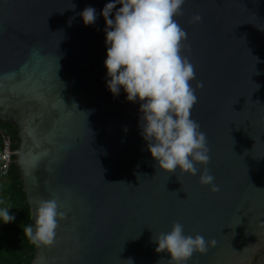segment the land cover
<instances>
[{
    "label": "water",
    "instance_id": "water-1",
    "mask_svg": "<svg viewBox=\"0 0 264 264\" xmlns=\"http://www.w3.org/2000/svg\"><path fill=\"white\" fill-rule=\"evenodd\" d=\"M107 2L0 0V121L14 131V176L29 224L42 200L66 213L29 264H167L152 237L173 222L215 241L187 264H264V0H185L175 17L191 84H203L191 118L207 136L216 193L199 172H160L139 103L107 89ZM89 6L97 20L86 26Z\"/></svg>",
    "mask_w": 264,
    "mask_h": 264
},
{
    "label": "clouds",
    "instance_id": "clouds-1",
    "mask_svg": "<svg viewBox=\"0 0 264 264\" xmlns=\"http://www.w3.org/2000/svg\"><path fill=\"white\" fill-rule=\"evenodd\" d=\"M184 3L109 0L104 5L99 15L105 22L106 87L114 97L123 89L126 101L139 103L141 136L160 172L172 175L179 170V176H196L199 172L198 183L216 193L219 186L213 183L214 176L207 168V136L191 118L198 101L195 91L203 84L198 82L193 88L194 66L181 54L187 32L175 17L183 14ZM79 15L86 26L96 23L93 7H86ZM201 19L197 14L192 22ZM120 182L125 183H115ZM9 210L0 208V220L5 224L15 220ZM65 216L55 199L42 200L34 213V223L24 226L23 234L37 247H50L56 241L58 222ZM152 240L157 253L166 252L170 257L167 264H187L194 254H206L215 245L214 240L202 235H186L180 222H173L168 232L158 233Z\"/></svg>",
    "mask_w": 264,
    "mask_h": 264
},
{
    "label": "trees",
    "instance_id": "trees-1",
    "mask_svg": "<svg viewBox=\"0 0 264 264\" xmlns=\"http://www.w3.org/2000/svg\"><path fill=\"white\" fill-rule=\"evenodd\" d=\"M0 133L9 137L14 150L15 135L11 126L0 121ZM3 207L10 209L9 214L15 220L7 224L0 220V264H29L34 248L23 234L24 226L29 224V210L12 164L0 179V208Z\"/></svg>",
    "mask_w": 264,
    "mask_h": 264
},
{
    "label": "built area",
    "instance_id": "built-area-1",
    "mask_svg": "<svg viewBox=\"0 0 264 264\" xmlns=\"http://www.w3.org/2000/svg\"><path fill=\"white\" fill-rule=\"evenodd\" d=\"M11 146L9 137L0 133V179L6 176L12 162V155L8 156V152H13Z\"/></svg>",
    "mask_w": 264,
    "mask_h": 264
}]
</instances>
